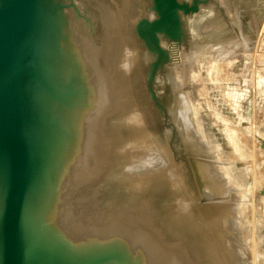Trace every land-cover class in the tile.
I'll list each match as a JSON object with an SVG mask.
<instances>
[{
    "label": "rangeland",
    "instance_id": "obj_1",
    "mask_svg": "<svg viewBox=\"0 0 264 264\" xmlns=\"http://www.w3.org/2000/svg\"><path fill=\"white\" fill-rule=\"evenodd\" d=\"M55 1L53 7L66 18L60 46L69 40L71 26L86 43L81 40L80 47L70 37L80 64L64 81L73 97L65 100L68 88L53 81L45 87L53 100L66 102L74 122L70 132L60 127L70 136L59 153L46 212L42 209L44 225L72 249L110 252L121 264H264V0L232 6L234 13L226 0L225 10L222 5L209 13L203 8L207 1H199L198 9L181 14L184 38L161 40L168 57L162 55L159 65H154L158 52L152 53L136 30L141 18L156 16L152 0ZM215 13L222 21L211 28L213 22H206ZM215 29L243 48L233 44L234 50L215 57L211 47H200L191 63L172 66V42L184 41L189 51L191 38L210 43L208 33ZM194 30L200 33L194 36ZM106 35L118 48L109 63L101 43ZM43 121L39 131H50L52 118ZM143 133L157 145L154 168L143 167L146 153L130 155L133 142L150 144ZM203 158L215 175L205 170L203 178ZM212 180L226 192L210 197ZM39 193L45 202L48 194ZM238 204L246 224L227 212Z\"/></svg>",
    "mask_w": 264,
    "mask_h": 264
},
{
    "label": "water",
    "instance_id": "obj_2",
    "mask_svg": "<svg viewBox=\"0 0 264 264\" xmlns=\"http://www.w3.org/2000/svg\"><path fill=\"white\" fill-rule=\"evenodd\" d=\"M152 2L156 16L141 18L136 30L146 47L158 52L154 65H159L162 55L168 57L161 39L184 38L181 14L198 9L199 0L192 5L179 0ZM56 4L55 0H0V174L4 178L0 264H121L110 252L74 250L63 238L67 251L55 259L48 236L57 232L44 225L45 213L40 218L41 236H35L28 222V194L31 203L38 205L43 200L34 197L40 190L48 194L47 181L55 187L61 159L57 155L63 152L70 136L66 131L74 122L70 108L63 106L66 102H56L45 88L50 89L53 81L61 89L68 88L65 100L73 97L66 79L59 80L55 71L61 47L58 30L65 20L64 12L53 7ZM45 117H51L53 125L41 133ZM62 126L67 130L62 131ZM52 192L46 197L45 212Z\"/></svg>",
    "mask_w": 264,
    "mask_h": 264
},
{
    "label": "bare ground",
    "instance_id": "obj_3",
    "mask_svg": "<svg viewBox=\"0 0 264 264\" xmlns=\"http://www.w3.org/2000/svg\"><path fill=\"white\" fill-rule=\"evenodd\" d=\"M200 2H202V0H199ZM207 2H206V6L205 7H203L204 9H205V11H207V13H209L210 11H212L213 9L212 8H214L216 11H220V10H222L221 8H222V2H223V0H221V1H219V0H206ZM250 1L251 0H226L225 1V6H227V8L226 9H228L229 11H230V8L233 6V7H235V9H236V6H237V4H248V3H250ZM199 2V3H200ZM219 2V3H218ZM224 3V2H223ZM103 4V3H102ZM236 4V5H235ZM224 5H223V9H224ZM212 6H214V7H212ZM216 6V7H215ZM230 6V7H229ZM69 7V6H68ZM105 9V8H104ZM232 10V12H233V8H231ZM214 10V11H215ZM225 10V9H224ZM149 11V10H148ZM227 11V10H226ZM119 12V11H118ZM222 12V11H221ZM70 13H72V11L70 12ZM227 13H228V11H227ZM234 13V12H233ZM114 14V13H113ZM211 14V13H210ZM216 14V13H215ZM218 14V13H217ZM215 15V16H213L214 18H211V19H214V20H211V22H206V23H208V24H210V23H212L213 22V24L211 25V28H212V26L214 25H216L218 22H221L222 21V17H220V16H218V15ZM226 14V13H225ZM70 16H71V14H69ZM198 15V14H197ZM230 15V14H229ZM232 15V14H231ZM230 15V16H231ZM69 16V17H70ZM238 16V15H237ZM67 17H68V15H67ZM68 17V18H69ZM71 17H73V16H71ZM110 17V16H109ZM223 17H224V15H223ZM111 18V17H110ZM115 18V17H114ZM204 18V17H203ZM202 18V19H203ZM227 18V17H226ZM66 19V18H65ZM73 20V19H72ZM231 21H232V19H230ZM71 22V21H70ZM75 21H73V23H74ZM66 23H68V22H66ZM71 24V23H70ZM69 24V26H71ZM203 25L205 26L206 24L205 23H203ZM65 26V25H64ZM225 26V25H224ZM66 27H67V24H66ZM71 27H73V29H74V26H71ZM70 27V29H68L69 30V32L68 31H66V30H64L63 31V35H67V32L69 33V40H65V42H64V40L62 41L63 42V44H62V46L60 47V57H58L57 59H58V61L55 63V71H56V73H57V76H58V74L60 73L62 76H63V78L64 79H66L65 81H67L68 82V78H69V76H68V73H70L69 71H71L70 69H73L74 71H75V68L76 67H79V63H78V61H77V57H76V54H75V49H74V47H73V45L71 44V42H70V37H71V39H72V42H75L76 44L77 43H79V46L81 47L82 46V42H81V40L83 41L84 39H81L80 38V33H78L75 29H74V31H73V29ZM209 28V27H208ZM210 28V29H211ZM60 30V29H59ZM58 30V36H60V35H62V32H61V30L59 31ZM197 30V29H196ZM196 30H194V36L195 35H197V34H199V33H196ZM111 32V31H110ZM211 32V31H210ZM226 32H228L227 30H226ZM203 33H204V31H203ZM106 34V33H105ZM114 34V33H113ZM209 35L207 36V37H212V39H210L209 38V42L210 43H208L207 41V44H206V42H205V44L203 43V45L201 44V42H199V41H202V40H199L198 41V36H196L195 38H191L190 40V46H188V47H190L189 48V51H186L185 49H184V45H182V43L184 42H179V43H176V42H172L170 45H169V53L172 55V62H173V64H172V66L174 67L175 65L174 64H176V62L177 61H179V62H181L182 64H183V66L185 65V62H186V64H189V63H191L192 62V60L194 59L195 60V58H196V56H198L199 55V50H200V47H204V48H209V47H211V49L209 50V52L210 53H212L213 55H215V57H217V55H218V57L219 56H221V55H219L220 53L221 54H223V53H226V55H227V50H229L228 48H230L231 49V47H232V49H233V47H234V45L233 44H240V47L241 48H243L242 47V42H240V41H238V39H236L235 37H230L229 35H228V33H226L227 35H225V36H220L222 33H220V31L219 32H217L216 31V29H215V31L214 32H212V33H208ZM66 35H65V37H66ZM112 35V34H111ZM115 35V34H114ZM113 35V36H114ZM82 36V35H81ZM64 37V36H63ZM206 37V38H207ZM83 38V37H82ZM113 38V37H112ZM65 39V38H64ZM115 39V38H114ZM205 39V38H204ZM203 39V40H204ZM208 39V38H207ZM126 40V39H125ZM162 40V39H161ZM164 40V39H163ZM188 40V39H187ZM211 40V41H210ZM85 41V40H84ZM122 41H124V38L122 39ZM129 41V40H128ZM112 42H114L113 40H111L110 41V39L108 38V36L106 35V36H104L103 38H102V41H101V43H102V47H103V50H104V53H105V56H106V59L108 60L107 61V63H109V62H111L110 60H109V57H111V55L113 54V52H117L118 51V48H116V46H117V43H116V41L114 42V44H112ZM166 42V41H165ZM189 42V41H188ZM187 42V43H188ZM85 43H86V41H85ZM132 43V42H131ZM167 44V43H166ZM184 44V43H183ZM86 45V44H85ZM94 45V44H93ZM125 45H127V44H125ZM202 45V46H201ZM134 46V45H133ZM168 46V45H167ZM166 46V47H167ZM243 46H245V45H243ZM94 47V46H93ZM128 47V46H127ZM165 47V46H164ZM84 48H86V47H84ZM88 48V47H87ZM92 48V47H91ZM124 48H125V46H124ZM203 48V49H204ZM92 49H94V51H95V53H96V49L95 48H92ZM116 49H117V51H116ZM127 49V48H126ZM202 49V48H201ZM240 49V48H239ZM239 49H236V50H239ZM128 50L129 49H127V52L125 53V55H129V53H128ZM208 50V49H207ZM234 50V49H233ZM232 50V51H233ZM241 50V49H240ZM84 52H85V50H83ZM130 51V50H129ZM135 51V50H134ZM202 51V50H201ZM205 51V50H204ZM252 51V50H251ZM121 53H122V51H120ZM239 52V51H238ZM89 53V52H88ZM88 53H87V55H88ZM208 53V52H207ZM132 54H133V52H132ZM135 54H136V52H135ZM138 54V53H137ZM204 54H206V53H204ZM83 55H86V54H83ZM89 55H91V54H89ZM188 56V60L186 59V57ZM93 56V55H92ZM136 56H138V55H136ZM192 56V57H191ZM200 56H203L202 54H200ZM223 56V55H222ZM120 57V56H119ZM131 57V56H130ZM129 57V58H130ZM133 57H135V56H133ZM223 57H225V54H224V56ZM84 58H87V56L86 57H84ZM88 58H91V56H88ZM118 58V57H117ZM129 58H127V56L125 57V61H127V63H129L131 60V58L129 59ZM139 58V57H138ZM137 58V59H138ZM185 58V59H184ZM192 58V59H191ZM199 58V57H198ZM92 59V58H91ZM114 59H115V57H114ZM124 59V58H123ZM86 60V59H85ZM90 61V60H89ZM118 61L120 62V59H118ZM133 61V60H132ZM91 62H94V61H91ZM116 62V61H115ZM136 62V61H135ZM138 62V61H137ZM89 63V62H88ZM97 63V62H96ZM105 63V62H104ZM113 63V62H112ZM117 63V62H116ZM127 63H126V65H127ZM90 64V63H89ZM98 65H99V63H97ZM121 64V63H120ZM124 64V63H123ZM135 64V63H134ZM86 65V64H85ZM91 65V64H90ZM94 65H95V63H94ZM122 65V64H121ZM89 66V65H88ZM96 67H97V65H95ZM111 66H113V64L111 65ZM123 66H125V64L123 65ZM135 66V65H134ZM114 67V66H113ZM128 67H130V65L128 66ZM136 67V66H135ZM117 68H119V67H116V69ZM120 69H121V66H120ZM124 69V68H123ZM123 69H121V71L123 70ZM72 70V71H73ZM76 70H77V68H76ZM79 70V69H78ZM118 70V69H117ZM127 70H129V69H127ZM133 70V69H132ZM126 71V70H125ZM174 71V70H173ZM62 72V73H61ZM117 72V71H116ZM130 72V71H129ZM129 72H128V74H129ZM54 73V72H53ZM72 73V72H71ZM75 73V72H74ZM117 73H120V72H117ZM132 74V73H131ZM78 75V74H77ZM130 75V74H129ZM71 76V75H70ZM184 76V75H183ZM81 77V76H80ZM116 77H118V76H116ZM128 77V76H127ZM131 77V76H130ZM59 78V77H58ZM122 78H123V76H122ZM62 79V78H61ZM120 78H118V80H119ZM60 80V79H59ZM81 80V79H80ZM120 81V80H119ZM130 81V80H129ZM117 82V81H116ZM68 84V83H67ZM116 85H118V84H116ZM104 93V92H103ZM105 94V93H104ZM102 96V95H101ZM182 96V95H181ZM104 97V96H103ZM183 97V96H182ZM100 98V97H99ZM184 99V98H183ZM185 100V99H184ZM101 101H103V100H101ZM186 102V101H185ZM190 105V104H189ZM188 105V106H189ZM191 106V105H190ZM138 114V113H137ZM140 115V114H139ZM138 115V116H139ZM75 116L76 115H74L73 117L75 118ZM141 117V116H140ZM191 118H194V117H191ZM70 119V118H69ZM131 119H132V121L134 120V119H136V116H132L131 117ZM194 120V122H193V127H194V124H195V129H198V121L196 120V118H194L193 119ZM192 120V121H193ZM198 122V123H197ZM135 124V123H134ZM190 124V123H189ZM188 124V125H189ZM192 126V125H191ZM180 127V126H179ZM191 128V127H190ZM183 129V128H182ZM186 129V128H185ZM185 129H183V131L187 134V132L185 131ZM188 129V128H187ZM190 130V129H189ZM189 130H187V131H189ZM199 130V129H198ZM75 133V132H74ZM189 133V132H188ZM185 134V135H186ZM143 135V140L145 141V142H149L150 143V141H149V139H150V137L148 136V135H146L145 133H143L142 134ZM152 135V134H151ZM184 135V136H185ZM188 136V135H187ZM189 138V136L187 137V140H189L188 139ZM148 139V140H147ZM184 139H185V137H184ZM187 140H186V142L185 143H188L187 142ZM72 141V140H71ZM73 143V142H72ZM137 144V146H136V144ZM133 142L131 145H129L130 147H131V150L133 151V152H131L130 153V155H131V158L132 157H134L135 158V156H137V155H140L141 153H146L147 155H146V158H147V156H148V161L145 163V165L143 166V167H148L147 165H149V166H152L153 168H154V164H155V162H156V160L158 159V153H157V151H153L152 149H153V147L154 146H156L157 147V145H155L153 142H151L150 144H146V145H144V144H141V142ZM156 143V142H155ZM190 143V142H189ZM68 144H69V142H68ZM71 146H73L72 144H70ZM187 145V144H186ZM190 145V144H189ZM66 148V147H65ZM72 148V147H71ZM64 150H66V149H64ZM164 151V150H163ZM166 151V150H165ZM63 153V152H62ZM60 155L61 154H58L57 155V158L58 157H60ZM210 158H211V156H209V161H210ZM138 158H136V160H137ZM136 160H133L132 162H134V161H136ZM139 161V160H138ZM138 161H137V163H138ZM205 160H204V158L202 159V161H200V163H199V165H200V168H201V173L203 174V178H205V170H206V172L208 173L207 175H209V176H212V174H214L215 175V173H216V171L215 170H213V168L212 169H210L209 168V166L208 165H210V163L209 164H207V161H206V163L204 162ZM211 162V161H210ZM151 167V168H152ZM211 167H213V165L211 166ZM132 170H137V169H133L132 168ZM139 171V170H138ZM142 171V170H141ZM212 171H213V173H212ZM215 172V173H214ZM50 176L51 175H49V179H50ZM52 181H47V183H48V185L47 184H45V189L47 188L48 189V191H50L52 188H53V185H52V183H51ZM51 183V184H50ZM208 186H210V188H211V193H210V197L212 196V195H214V196H218V195H221V194H224V192H226L225 190L226 189H223V193L221 192V185L219 184V183H216V182H214L213 180H212V182H208V184H207ZM214 186V187H213ZM228 186H229V184H228ZM52 187V188H51ZM31 189V188H30ZM44 191V190H43ZM53 191V190H52ZM40 192V191H39ZM38 192V193H39ZM42 192V191H41ZM37 193V194H38ZM30 194V193H29ZM28 194V203H29V209H28V213H27V216H28V222L32 225V228H33V231L36 233V237H38V236H41V234L43 233H41V230H40V226H41V214H44V212H43V210H44V208H43V206H44V201L42 202V203H39L38 205L37 204H33V203H31L32 202V196L31 195H29ZM37 194H36V197H35V199L37 198ZM43 194H45L44 192H43ZM40 195V194H39ZM42 195V194H41ZM3 196H4V178H3V176L0 174V213H1V206H2V203H3ZM38 198H40L41 200H43V198L42 197H38ZM45 199V198H44ZM29 200H30V202H29ZM46 200V199H45ZM48 202V201H47ZM238 206H239V204L238 205H235V206H229L228 208H227V212H229L231 215H232V218H235L236 219V222H239V223H245L243 220L244 219H242L243 218V215H241L242 216V218H241V216L240 215H238V214H241L242 213V209L240 210L239 208H238ZM243 206V205H242ZM240 208H241V205H240ZM242 208H244V207H242ZM43 209V210H42ZM245 210V209H244ZM246 224V223H245ZM28 226H29V224H28ZM30 227V226H29ZM30 229V228H29ZM37 230H38V233H37ZM40 231V232H39ZM56 234V233H55ZM53 235V236H48V237H50L51 239H52V241H50V243H49V246H48V249H49V251L51 252V254L55 257V259L56 258H59V256H60V254H62V256H64V254L63 253H65L66 251H67V249H66V247H65V244H64V242H63V240H62V238L58 235V233L56 234V235Z\"/></svg>",
    "mask_w": 264,
    "mask_h": 264
}]
</instances>
